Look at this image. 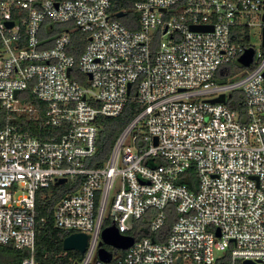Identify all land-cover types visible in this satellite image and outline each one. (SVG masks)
<instances>
[{"label":"built area","instance_id":"2783aa9c","mask_svg":"<svg viewBox=\"0 0 264 264\" xmlns=\"http://www.w3.org/2000/svg\"><path fill=\"white\" fill-rule=\"evenodd\" d=\"M113 2L0 0V244L25 252L17 264H41L38 192L76 180L52 211L54 227L87 235L71 264H213L226 253L264 264V46L249 32L258 26L262 45L264 0H131L128 12ZM52 24L62 30L47 37ZM74 28L87 38L78 55ZM250 47L251 65L229 74ZM128 101L139 110L98 164L99 118ZM111 225L133 241L103 243L104 262Z\"/></svg>","mask_w":264,"mask_h":264},{"label":"trees","instance_id":"16d2710c","mask_svg":"<svg viewBox=\"0 0 264 264\" xmlns=\"http://www.w3.org/2000/svg\"><path fill=\"white\" fill-rule=\"evenodd\" d=\"M130 3L131 0H114L112 9L120 10L125 8L128 12ZM113 16L125 23H128V17H117L116 14ZM52 27L51 31L46 29L43 30L45 36L49 37L51 35L50 33L62 30V28H58L54 25ZM71 39L75 48V55H78L85 46L87 41L86 35L79 29L74 28L71 30ZM242 41L246 42L247 38L245 37ZM47 46L48 43L42 45V47ZM232 63H230V65H232ZM25 94L27 97H33L29 92V89H26L24 95ZM32 101L36 102V100L33 99ZM138 110L139 106L135 102L128 101L121 115L112 118L103 116L99 118L103 127L101 129L100 139L97 142V153L95 155V157L99 160L98 164L102 163L103 159H105L116 137L119 135L123 127L135 116ZM4 117L5 109L0 105V127L4 124ZM22 125L23 127L29 128L31 133H36L28 124L23 123ZM76 184V180H71L67 184L55 185L51 188L38 192L36 200V216L37 219L43 218V220L40 221L36 231L35 257L41 264H71V259L78 261L82 257V254L76 250H64L62 248L63 238L68 235L70 231L54 227L52 216L55 202L64 193L72 191L75 187H77ZM141 222L144 225L140 227V233L146 234V222L143 220ZM24 255L25 252L23 250L16 249L11 244H0V264H17L21 261ZM213 264H231L228 253L219 257ZM235 264H242V262L236 261Z\"/></svg>","mask_w":264,"mask_h":264},{"label":"water","instance_id":"95a60500","mask_svg":"<svg viewBox=\"0 0 264 264\" xmlns=\"http://www.w3.org/2000/svg\"><path fill=\"white\" fill-rule=\"evenodd\" d=\"M123 15L122 11L117 12L116 16L121 17ZM264 22V15L262 17ZM13 22H8V26H12ZM192 30H209L211 25H191ZM262 46H264V26L262 27ZM254 50L253 48H247L245 51L238 57L237 63L240 67H248L252 63ZM264 74V72H263ZM224 95H220L212 101H223ZM65 178H60L56 181V184L65 182ZM133 241V237L130 235L121 234L117 228L113 225L104 227L101 231V240L99 242L100 247L97 250V256L100 260L104 262H109L111 258V253L102 246V244L111 245L117 249H126ZM87 242V235L82 232H72L66 235L62 241V248L64 250H76L81 254L85 250V245ZM242 264H260L254 263L251 260H243Z\"/></svg>","mask_w":264,"mask_h":264},{"label":"rangeland","instance_id":"374dc122","mask_svg":"<svg viewBox=\"0 0 264 264\" xmlns=\"http://www.w3.org/2000/svg\"><path fill=\"white\" fill-rule=\"evenodd\" d=\"M250 43L254 45L256 50L262 49L261 45V38L259 37L261 29L258 26H252L250 27ZM232 63V62H231ZM230 73L229 74H234L238 72H243L245 70V67H240L236 61L232 63L229 67ZM106 248L109 250H113L111 245L104 244Z\"/></svg>","mask_w":264,"mask_h":264}]
</instances>
